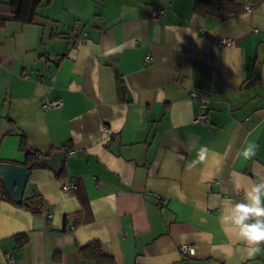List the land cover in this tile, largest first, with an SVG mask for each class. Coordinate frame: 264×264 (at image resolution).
<instances>
[{
	"label": "crops",
	"instance_id": "obj_1",
	"mask_svg": "<svg viewBox=\"0 0 264 264\" xmlns=\"http://www.w3.org/2000/svg\"><path fill=\"white\" fill-rule=\"evenodd\" d=\"M194 3L41 0L33 23L0 24V164L23 165L22 140L66 154L62 178L29 172L22 200L42 198L40 214L0 183V264H95L78 255L91 242L114 264H264V0L225 21Z\"/></svg>",
	"mask_w": 264,
	"mask_h": 264
},
{
	"label": "trees",
	"instance_id": "obj_2",
	"mask_svg": "<svg viewBox=\"0 0 264 264\" xmlns=\"http://www.w3.org/2000/svg\"><path fill=\"white\" fill-rule=\"evenodd\" d=\"M247 0H195L193 13L199 16H211L225 21L236 17L243 12ZM41 0H9L7 4H0V24L8 21H15L21 24H31L36 19V10ZM20 150L24 154L23 167L31 172L43 168L41 162L44 158L38 152L27 149L26 143L22 140ZM63 177V169L57 173V178ZM17 205L26 207L34 214H40L44 209V202L39 196L31 199L15 202ZM16 249L21 250L26 244L25 235L14 237ZM79 257L85 262L95 264H114V260L102 252L100 245L91 242L78 250Z\"/></svg>",
	"mask_w": 264,
	"mask_h": 264
},
{
	"label": "built area",
	"instance_id": "obj_3",
	"mask_svg": "<svg viewBox=\"0 0 264 264\" xmlns=\"http://www.w3.org/2000/svg\"><path fill=\"white\" fill-rule=\"evenodd\" d=\"M244 10L246 12H251L253 10V6L250 4H246L244 7ZM164 16V10L159 8H151L150 10V18L152 21L157 22ZM71 34L73 36V45L79 46L85 42V39L87 38L86 33L78 34L75 30L71 31ZM217 46L221 48H233L234 47V41L231 39H218ZM151 57L146 56L145 57V63L150 64L151 63ZM189 97L191 100L197 101L198 103V109L197 113L194 118V122L200 123V124H207L209 123V104H210V97L208 93L204 92L201 89L194 88L190 91ZM62 103L61 101H45L42 105L43 109H59L61 107ZM105 130V129H104ZM72 154V153H69ZM73 183L66 182L62 184L61 189L64 193H68L73 188ZM162 205L166 204L165 200L161 201ZM50 217V216H49ZM261 226L258 222H252L253 228H259ZM179 252L183 255L192 256L194 254V250L186 245H183L179 247ZM5 263L6 264H15L17 263V260L13 257L11 253H5L4 254Z\"/></svg>",
	"mask_w": 264,
	"mask_h": 264
},
{
	"label": "water",
	"instance_id": "obj_4",
	"mask_svg": "<svg viewBox=\"0 0 264 264\" xmlns=\"http://www.w3.org/2000/svg\"><path fill=\"white\" fill-rule=\"evenodd\" d=\"M129 99V98H128ZM66 154L59 152L41 164L49 167L54 173H59ZM29 178V172L20 165L0 164V183L9 199L14 202L22 200L23 192Z\"/></svg>",
	"mask_w": 264,
	"mask_h": 264
}]
</instances>
